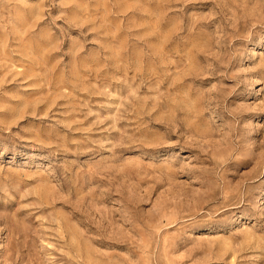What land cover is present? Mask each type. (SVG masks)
<instances>
[{
    "label": "rangeland",
    "instance_id": "rangeland-1",
    "mask_svg": "<svg viewBox=\"0 0 264 264\" xmlns=\"http://www.w3.org/2000/svg\"><path fill=\"white\" fill-rule=\"evenodd\" d=\"M0 264H264V0H0Z\"/></svg>",
    "mask_w": 264,
    "mask_h": 264
}]
</instances>
